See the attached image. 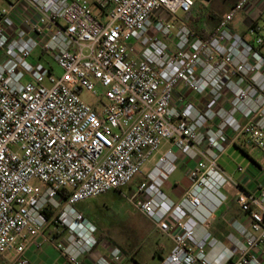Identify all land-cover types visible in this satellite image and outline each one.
Returning <instances> with one entry per match:
<instances>
[{"label":"built area","instance_id":"built-area-1","mask_svg":"<svg viewBox=\"0 0 264 264\" xmlns=\"http://www.w3.org/2000/svg\"><path fill=\"white\" fill-rule=\"evenodd\" d=\"M0 3V264H32L44 242L69 264H139L117 246L95 253L97 225L77 206L156 156L127 199L171 240L160 264H264V166L238 167L250 185L219 163L237 144L264 151V24L249 38L232 27L254 0L208 35L190 25L195 0ZM183 158L190 185L174 200L162 187ZM229 184L245 219L222 240L212 219Z\"/></svg>","mask_w":264,"mask_h":264},{"label":"rangeland","instance_id":"rangeland-1","mask_svg":"<svg viewBox=\"0 0 264 264\" xmlns=\"http://www.w3.org/2000/svg\"><path fill=\"white\" fill-rule=\"evenodd\" d=\"M238 1L195 0L193 12L189 16L190 25L197 30L203 27L208 32L213 31L219 19ZM209 11L214 12L217 17L210 18L208 16ZM196 17H199L197 23ZM40 51V49L35 51L37 57L40 56ZM3 53V49L0 48V57ZM40 60L46 65H53L57 74L61 73V68L50 57H42ZM27 80V78L24 79V81ZM81 95L89 103L96 101L95 97L86 90H83ZM166 149L167 145L163 144L161 151L164 152ZM251 157L258 159L264 164V153L260 149L251 146H247L246 151L235 146L229 148L223 154L219 163L228 174L235 179H239L242 174L238 170L239 166L244 168L256 167ZM157 160L158 156L154 157L153 162L147 163L133 182L122 190H110L99 196L87 199L77 206L97 225L98 246L95 253L106 252L111 247L117 246L124 252L125 256L135 258L139 264H160L162 257L170 252L172 242L167 235L159 231L127 199V195H131L137 189ZM34 183H37V181H34ZM189 185L190 180L186 170L183 166H179L164 182L162 189L171 198L178 200ZM237 191V188L230 184L223 188V192L228 194L229 200L218 210L217 214L226 213L225 208L234 201ZM48 232L61 236L65 234V229L62 226L54 228L52 225L48 228Z\"/></svg>","mask_w":264,"mask_h":264},{"label":"crops","instance_id":"crops-1","mask_svg":"<svg viewBox=\"0 0 264 264\" xmlns=\"http://www.w3.org/2000/svg\"><path fill=\"white\" fill-rule=\"evenodd\" d=\"M89 1L92 5V8L94 10H97L96 0H89ZM254 21H257L260 24H264L263 23L264 21V0H254L253 5L249 9L241 11L236 16V18L232 22V27L238 33L244 35L246 38H249L248 28ZM135 47H137V44H135ZM167 146H169V144ZM235 147L240 148L245 151L247 150V146L244 147L241 144H237L235 145ZM262 152L264 153V151ZM252 161H253V164H255L257 168L264 166V164L261 161H259L258 159L254 157L252 158ZM180 166H183L184 169L187 170L189 166H194V163L187 162L183 158ZM239 179L242 180L243 182H246V184L248 183H250V185L254 184L251 178L247 175H244L243 173L241 174V177ZM212 202H213V199L206 201L207 204H212ZM225 210H226V213H221L220 215L217 214L218 212L217 211L216 215L212 219V230L215 233V235H217L222 240H226L228 234L233 231L232 222L235 219H241V220L245 219L244 213L241 212V210L239 209V207L236 205L234 201L231 204L227 205ZM109 250L110 249H108L106 252L101 251V253L107 254L109 253ZM27 256L30 258V261L32 264H69L60 255V253L54 248V246L48 242H44L39 245L37 244L31 245L27 250Z\"/></svg>","mask_w":264,"mask_h":264},{"label":"trees","instance_id":"trees-1","mask_svg":"<svg viewBox=\"0 0 264 264\" xmlns=\"http://www.w3.org/2000/svg\"><path fill=\"white\" fill-rule=\"evenodd\" d=\"M208 16L210 17V18H215V17H217L216 16V14L214 13V12H208ZM195 18V17H194ZM197 18V20H196V23L199 21V17H196ZM190 22V21H189ZM199 31H200V33H202L203 35H208L210 32H208V31H206L203 27H201L200 29H199ZM135 259V258H134ZM137 261V260H136Z\"/></svg>","mask_w":264,"mask_h":264},{"label":"water","instance_id":"water-1","mask_svg":"<svg viewBox=\"0 0 264 264\" xmlns=\"http://www.w3.org/2000/svg\"><path fill=\"white\" fill-rule=\"evenodd\" d=\"M207 1H209V0H207Z\"/></svg>","mask_w":264,"mask_h":264}]
</instances>
